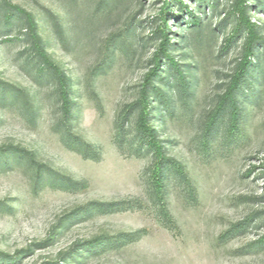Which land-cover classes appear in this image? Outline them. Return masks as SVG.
Instances as JSON below:
<instances>
[{"label":"rangeland","instance_id":"rangeland-1","mask_svg":"<svg viewBox=\"0 0 264 264\" xmlns=\"http://www.w3.org/2000/svg\"><path fill=\"white\" fill-rule=\"evenodd\" d=\"M237 3L0 0V264H264V0L251 53Z\"/></svg>","mask_w":264,"mask_h":264},{"label":"trees","instance_id":"trees-1","mask_svg":"<svg viewBox=\"0 0 264 264\" xmlns=\"http://www.w3.org/2000/svg\"><path fill=\"white\" fill-rule=\"evenodd\" d=\"M238 3H237V10L239 11V17H240V21H241V24L247 28L248 30V33H249V36H250V42H249V52L251 53V49L253 47L252 44L254 43V40L257 38L256 37V28H255V24L251 23L248 15H247V4H246V0H237ZM17 7V6H16ZM14 14H10V15H5V18L6 19H9L11 18V16H13ZM194 23H198V20H194ZM36 26H35V22L31 19V17L29 16V29L32 31V36L34 37L35 39V44H34V47L36 46L37 47V51L39 52L41 58H42V61H41V64L43 65V68H49L51 70H54L56 73H58L60 75V83L62 86L66 87L67 83H66V79L64 77V75L61 73L59 67L54 63V61L50 58V56L43 50L42 48V44H41V38L40 36H38L36 30H35ZM166 41L163 43V46H162V53L163 54H167V51H168V46H169V40L168 38L165 39ZM35 47V48H36ZM159 57V56H158ZM174 60V59H173ZM174 65L177 66V63L176 61L174 60L173 61ZM251 64V61H247L246 62V65H244V68L241 72V75L243 76L244 75V72L246 70V68L248 67V65ZM159 66V62L157 63V67L156 69L153 70L152 72V76H154L157 72V68ZM242 76H238L237 77V81H240V78H242ZM0 89H2V87H0ZM235 90H233L232 92L234 93ZM7 94L3 93V98H7L8 95H10V92H6ZM67 95V90H64V93H63V97L65 98ZM152 143H155V141L152 139ZM160 185V183H159Z\"/></svg>","mask_w":264,"mask_h":264}]
</instances>
